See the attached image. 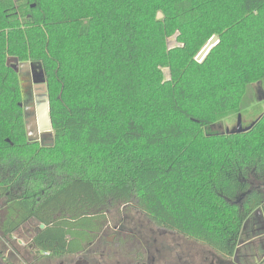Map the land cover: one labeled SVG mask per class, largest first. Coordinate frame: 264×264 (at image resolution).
<instances>
[{"label":"trees","instance_id":"obj_1","mask_svg":"<svg viewBox=\"0 0 264 264\" xmlns=\"http://www.w3.org/2000/svg\"><path fill=\"white\" fill-rule=\"evenodd\" d=\"M9 57L40 66L51 147L26 138ZM257 84L264 0H0L1 230L33 218V245L63 250L92 211L127 205L231 256L264 200Z\"/></svg>","mask_w":264,"mask_h":264},{"label":"flooded vegetation","instance_id":"obj_2","mask_svg":"<svg viewBox=\"0 0 264 264\" xmlns=\"http://www.w3.org/2000/svg\"><path fill=\"white\" fill-rule=\"evenodd\" d=\"M17 64L22 100L19 106L25 124L35 118L38 125L40 107L47 103L45 82L32 80L30 63ZM27 96L31 99L25 105ZM4 200L0 197V264H264V200L249 213L245 220L248 232L239 234L229 257L155 225L138 209L127 205L104 215L100 209L92 211L81 229L65 234L63 250L43 251L32 243L44 228L35 219L27 220L10 234L1 230L13 206Z\"/></svg>","mask_w":264,"mask_h":264},{"label":"water","instance_id":"obj_3","mask_svg":"<svg viewBox=\"0 0 264 264\" xmlns=\"http://www.w3.org/2000/svg\"><path fill=\"white\" fill-rule=\"evenodd\" d=\"M216 42H217V37H213L212 39H210L209 42L204 46V48L199 53L198 59L205 56L207 52L210 50V48L215 45ZM17 62L18 61L16 58L9 57L6 60V65L9 66L11 69H13L17 73L18 72ZM24 65H27V63ZM43 105L46 106V109H45L46 122L44 124H41V122L38 121V125H37L35 118L32 119L30 124H28V120H27L26 121L27 124H25L26 137L28 141H31V140L39 141L41 147H51L53 146V143H54L53 132L51 130L50 120L48 117L47 103H44ZM242 130L243 129L241 125V118L240 116H238L237 123H236V131L240 133ZM43 227H44L43 225H40V228H43Z\"/></svg>","mask_w":264,"mask_h":264},{"label":"rangeland","instance_id":"obj_4","mask_svg":"<svg viewBox=\"0 0 264 264\" xmlns=\"http://www.w3.org/2000/svg\"><path fill=\"white\" fill-rule=\"evenodd\" d=\"M28 68L30 69V73H31V75H32V80L33 81H36V82H43V80H44V78H43V75H42V71H41V69H40V66L39 65H33V64H29V66H28ZM259 90V86H256V88H255V92H256V95H257V99H260L261 98V91H258ZM28 95H30V93H28ZM31 98L30 97H26L25 98V101H24V103H25V105L28 103V101L30 100ZM263 106H264V104H263ZM45 109H46V106L45 105H42L41 107H40V110H39V121L41 122V124H44L45 122H46V116H45ZM28 116V115H27ZM25 118H27L26 116H25ZM234 129L235 128V123H232V124H230L229 126H228V129ZM212 130H214V131H222V127L221 126H215V127H213V129ZM0 203H1V201H0ZM247 223L245 222L244 223V225H243V230H242V234H245V232L247 231L248 232V230H247V225H246Z\"/></svg>","mask_w":264,"mask_h":264},{"label":"crops","instance_id":"obj_5","mask_svg":"<svg viewBox=\"0 0 264 264\" xmlns=\"http://www.w3.org/2000/svg\"><path fill=\"white\" fill-rule=\"evenodd\" d=\"M256 86H259V90L258 91H261L260 93V95H261V98L260 99H258V100H264V94H263V92H262V90H261V86L260 85H254V89L256 88ZM256 93V92H255Z\"/></svg>","mask_w":264,"mask_h":264}]
</instances>
